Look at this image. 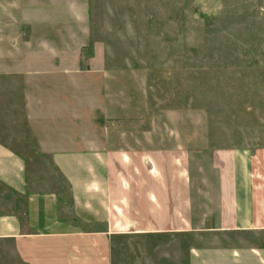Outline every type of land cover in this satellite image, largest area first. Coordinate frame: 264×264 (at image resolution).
Returning a JSON list of instances; mask_svg holds the SVG:
<instances>
[{"label":"crops","instance_id":"0c3cea01","mask_svg":"<svg viewBox=\"0 0 264 264\" xmlns=\"http://www.w3.org/2000/svg\"><path fill=\"white\" fill-rule=\"evenodd\" d=\"M69 10L0 0V96L19 102L20 93L23 106L20 123L19 103L0 122V264H133L128 240L158 239L180 244L166 264H264V175L245 150L215 156L213 178L200 181L183 147L121 140L107 115L90 118L87 138L82 111L74 112L81 80L70 79L83 73L81 48L61 34L37 39L39 27L77 24ZM203 183L215 190L203 193ZM214 201L216 219L205 220L196 203ZM243 235L261 240L234 239Z\"/></svg>","mask_w":264,"mask_h":264},{"label":"rangeland","instance_id":"374dc122","mask_svg":"<svg viewBox=\"0 0 264 264\" xmlns=\"http://www.w3.org/2000/svg\"><path fill=\"white\" fill-rule=\"evenodd\" d=\"M24 1L69 6L70 15L75 8L77 24L35 29L37 39L61 40V34L81 48L83 73L70 79L81 80L74 112L82 111L87 138H93L90 118L107 115L106 125L117 127L121 140L147 137L156 146L183 147L200 181L213 178L214 157L226 151L245 150L264 175V0ZM18 94L19 102L0 96V122L12 120L18 103L17 123L23 119ZM199 190L213 192L215 185ZM199 196L215 199L214 193ZM196 207L205 220L216 219V201ZM260 238L234 239L258 244ZM127 249L133 261L136 255L133 264H166L173 250L159 239L157 245L128 240Z\"/></svg>","mask_w":264,"mask_h":264}]
</instances>
